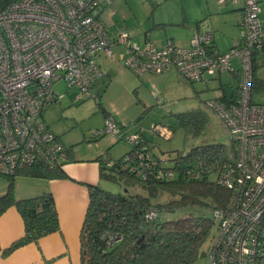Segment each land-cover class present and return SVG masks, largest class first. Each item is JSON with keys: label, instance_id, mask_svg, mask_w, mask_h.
Masks as SVG:
<instances>
[{"label": "built area", "instance_id": "2783aa9c", "mask_svg": "<svg viewBox=\"0 0 264 264\" xmlns=\"http://www.w3.org/2000/svg\"><path fill=\"white\" fill-rule=\"evenodd\" d=\"M228 1L243 2L239 36L218 54L211 48L210 29L196 32L187 46L170 41L163 46L150 41L140 44L125 30L110 36L94 10L112 0L11 2L0 12V175L12 176L20 167L35 164L54 167L68 160L66 147L44 122L43 111L63 97L53 87L59 80L76 88V101L90 91L103 74L96 62L99 52L114 57L113 48L123 46V65L137 76L175 69L185 80L198 82L238 71L233 102L206 101L227 128L235 153L215 172V182L229 196L224 206L212 211L216 232L208 257L210 264H264V103L252 101L254 56L264 50V20L258 0ZM234 61L239 62L238 68ZM151 131L164 138L172 134L161 124H153ZM106 134L137 146L135 156L123 157L122 168L142 179L174 178L175 156L156 159L137 134L121 136V126L110 114L93 136ZM208 170L200 161L186 174L200 180ZM155 215L154 208L148 211V217Z\"/></svg>", "mask_w": 264, "mask_h": 264}, {"label": "trees", "instance_id": "16d2710c", "mask_svg": "<svg viewBox=\"0 0 264 264\" xmlns=\"http://www.w3.org/2000/svg\"><path fill=\"white\" fill-rule=\"evenodd\" d=\"M13 1L0 0V12ZM253 67L255 69L256 65ZM255 82L254 78L253 88ZM102 110L106 117L109 113ZM199 116L198 112H189L179 114L178 120L180 124L186 125L196 122ZM136 134L140 143L147 145L148 152L158 159L159 155L144 139L143 133L138 131ZM136 148L133 145L127 154L116 161L106 157L102 160L100 156L96 158L100 163V178L112 181L120 179L128 185L137 186L141 191L119 194L98 185H88L89 200L79 236L80 264H191L211 238L215 229L212 217L199 214L159 220V211L170 212L183 206H197L213 211L214 208L224 206L229 192L215 182L214 176L223 162L234 159L233 144L230 149L220 143L199 145L187 153L176 154L171 166L175 175L172 180L152 177L142 179L122 168L123 157L135 156ZM200 161L209 170L202 179H191L186 170ZM108 162L112 164L107 165ZM160 168L163 169V165L160 164ZM18 172L42 178L66 176L60 165L49 167L35 164L25 166ZM5 177L8 186L5 194L0 196V214L13 205L24 224L23 235L4 250V254H7L24 244L37 242L57 232L59 219L50 192L17 199L14 194V175ZM164 194L170 198L161 201ZM152 208L156 215L150 218L147 214Z\"/></svg>", "mask_w": 264, "mask_h": 264}, {"label": "rangeland", "instance_id": "374dc122", "mask_svg": "<svg viewBox=\"0 0 264 264\" xmlns=\"http://www.w3.org/2000/svg\"><path fill=\"white\" fill-rule=\"evenodd\" d=\"M216 1L167 0L157 11V16L166 19V16L170 18V15L175 14L176 18L177 13H183L184 9L187 16L186 24L183 23L185 27L198 26L199 29L196 32L210 29L216 35L229 34V27L226 23L222 24L224 20L216 18L218 15L209 14V7L212 9ZM111 9L117 12L116 25L120 26L123 23L124 13H129V9L124 2L119 7L113 5ZM139 13L144 14L142 11ZM211 17L214 22L221 23L225 33L220 28L214 27ZM176 32L183 35L185 31L182 27L176 26ZM187 34L188 30H186ZM135 40L142 42L140 39ZM113 51L118 54L123 52V48L117 46L113 48ZM258 61L253 100L264 102V56L259 57ZM96 62L101 66L103 74L94 81L90 91L83 95L81 100H74L77 94L76 88H68L63 80H59L53 87L59 94H63V97L49 104L43 111L44 122L60 137L66 149L74 150L80 157L100 155L110 161H116L130 151L132 145L122 137L106 134L97 139L93 136L95 131L103 127L102 109L110 112L119 122L121 136L142 132L148 138V144L159 156L169 154L174 157L178 153L189 152L195 146L213 143H220L227 149L231 148L233 143L227 128L206 106V101L215 95L217 80H215L217 82L211 81L213 84L206 88L201 82H190L179 75L173 78L160 75L156 78L158 84L154 83L156 87H152L153 83L146 81L145 77L135 75L124 67L121 61L100 60L96 57ZM189 112H198L200 115L198 120L186 125L180 124L178 115ZM153 124L168 127L172 133L171 137L164 138L153 134L151 131ZM111 139L114 141L111 142ZM99 187L119 194L141 191L137 186L128 185L120 179L112 181L101 178ZM169 198V195L164 194L161 201ZM199 214L211 218L212 210L197 206H183L170 212L159 211V220ZM215 232L216 226L211 238L200 250L198 258L191 264H210L208 249Z\"/></svg>", "mask_w": 264, "mask_h": 264}, {"label": "crops", "instance_id": "0c3cea01", "mask_svg": "<svg viewBox=\"0 0 264 264\" xmlns=\"http://www.w3.org/2000/svg\"><path fill=\"white\" fill-rule=\"evenodd\" d=\"M166 1L123 0L121 2L112 0L109 4L103 3L98 6L94 10V15L102 21L110 36H115L120 30H125L130 32L129 34L134 41H136L135 39L142 40V42L136 41L140 44L150 41L157 46H163L170 41L179 46H187L190 38L199 28L198 26L195 28L185 27L187 16L184 9L183 13H177L176 18L175 14L170 15V18L166 16V19L157 16V11ZM123 2L130 12L124 13L122 18L123 23L117 26V20H115L117 12L112 10L111 7L113 5L119 7ZM258 2L261 7L262 20H264V0H258ZM242 9L243 2L233 3L228 0L223 3L217 0L216 3H213L212 9L209 7V14L218 15L216 18L224 20L222 24L226 23L229 27V34H226L221 23L214 22L211 17L214 27L220 28L225 33H222L223 35H216L213 31L211 48L215 54L229 49L234 40L238 38L239 18ZM139 11H142L144 14L141 15ZM173 17L175 19H172ZM176 26L182 27L185 31L183 35H179L176 32ZM186 30H188L187 35ZM117 46L122 47L123 52L118 54L114 52V57H109L106 53L99 52L97 57L100 60L121 61L123 64L125 49L121 45ZM261 56H264V50L257 52L254 56L256 67L259 62L258 59ZM234 65L238 68L239 62L234 61ZM99 67L101 69L100 65ZM255 70L256 68L254 69V75ZM160 75H164L166 78H173L175 75H179V73L175 69H170L165 73H148L142 77H145V80L149 83H153L151 84L152 87H156L154 83L158 84L156 78ZM215 80L218 81V85L215 88V95L210 99L219 98L226 103L234 101L238 92L239 72L220 73L215 77L208 76L198 82H201V84H204L208 88L210 84H213L211 81ZM252 101H254L253 91ZM106 112L110 114V112ZM142 136L148 141V138L144 134ZM113 141L111 139V142ZM67 154L68 160L60 165L66 174L65 177L42 178L27 176L18 172L23 167H20L17 171L19 174L16 172L17 174L14 175V194L17 199L32 197L43 192H50L52 194L58 213L59 230L40 238L37 242L24 244L12 252L4 254V250L24 233L23 220L18 210L13 205L7 207L0 214V264H80L79 236L89 200L88 185L99 186L100 184V163L96 160L100 155L95 157H80L72 149L68 150ZM100 157L102 158V156ZM1 176L0 196L5 194L8 186L6 177L2 178Z\"/></svg>", "mask_w": 264, "mask_h": 264}]
</instances>
